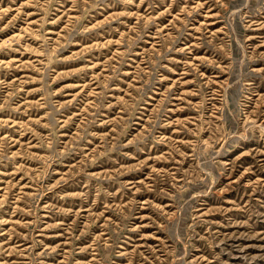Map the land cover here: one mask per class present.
Here are the masks:
<instances>
[{
  "label": "rangeland",
  "instance_id": "1",
  "mask_svg": "<svg viewBox=\"0 0 264 264\" xmlns=\"http://www.w3.org/2000/svg\"><path fill=\"white\" fill-rule=\"evenodd\" d=\"M0 264H264V0H0Z\"/></svg>",
  "mask_w": 264,
  "mask_h": 264
}]
</instances>
